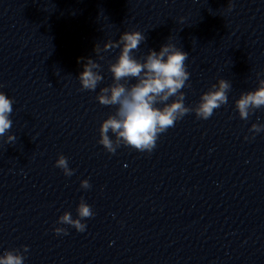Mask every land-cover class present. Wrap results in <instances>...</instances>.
<instances>
[{
    "label": "clouds",
    "instance_id": "obj_1",
    "mask_svg": "<svg viewBox=\"0 0 264 264\" xmlns=\"http://www.w3.org/2000/svg\"><path fill=\"white\" fill-rule=\"evenodd\" d=\"M231 0L228 10L233 8ZM183 22V18H180ZM146 37L137 30L123 32L118 41L109 40L103 45V49L96 44L94 52L98 59H104L100 53L119 47L120 52L115 62L109 64V71L113 76L111 85L100 88L96 97L103 106H114L116 111L104 119L99 128V140L104 149L111 154L121 147H129L139 152L151 153L157 146L161 134L169 128L175 127L177 121L185 115L194 112L198 119L208 120L215 110L228 103V92L231 83L225 79H219L216 84L204 92L199 103L195 107L186 106L185 94L182 91L190 87L188 81L190 73L187 70L186 61L189 54L178 48L173 43H166L160 50H149L141 60L133 53L139 50V46ZM86 61V62H84ZM83 63V71L78 75L81 91H96L103 80L100 74L101 65L92 58H78V63ZM135 80V83L129 81ZM173 99L170 103V98ZM14 100L0 91V138L7 137L6 142L14 143L17 137L9 134L13 121L10 116L13 112ZM235 108L239 117L247 121L255 110L264 108V79L259 80V86L253 91H247L235 101ZM255 134L264 131V124L253 123L249 129ZM109 133L112 135L110 136ZM114 137V138H113ZM246 140L249 137H245ZM55 167L60 168L66 177L74 175L75 170L69 167L68 158L60 154L55 162ZM82 189H90L89 180L81 181ZM77 218H73L70 212H64L58 220V225H68L77 232L86 230V221L95 213L92 207L81 198L77 206ZM57 235H67L64 227H54ZM20 249L6 250L0 255V264H24L28 246Z\"/></svg>",
    "mask_w": 264,
    "mask_h": 264
}]
</instances>
